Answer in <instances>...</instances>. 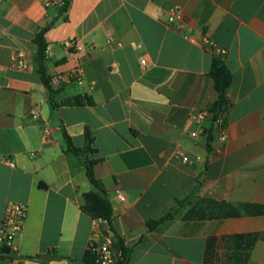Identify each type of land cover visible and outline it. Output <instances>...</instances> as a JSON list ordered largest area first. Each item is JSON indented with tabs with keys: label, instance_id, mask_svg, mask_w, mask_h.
Segmentation results:
<instances>
[{
	"label": "crops",
	"instance_id": "obj_1",
	"mask_svg": "<svg viewBox=\"0 0 264 264\" xmlns=\"http://www.w3.org/2000/svg\"><path fill=\"white\" fill-rule=\"evenodd\" d=\"M66 1L0 0V247L6 204L28 208L0 264H86L107 233L130 250L128 264H264V213L242 210L264 208V0ZM173 6L181 15L169 23ZM53 21L57 100L84 105L53 109L38 74L34 38ZM210 42L234 76L225 142L212 118L194 119L219 96ZM64 132L83 152L89 132L94 152L69 151ZM86 157L99 161L111 226L82 211ZM190 196L179 217L148 229ZM204 200L241 214L190 217Z\"/></svg>",
	"mask_w": 264,
	"mask_h": 264
},
{
	"label": "trees",
	"instance_id": "obj_2",
	"mask_svg": "<svg viewBox=\"0 0 264 264\" xmlns=\"http://www.w3.org/2000/svg\"><path fill=\"white\" fill-rule=\"evenodd\" d=\"M69 5L70 0H67L65 2L64 9L67 10ZM54 24L55 21L46 25L44 28L41 29L39 33H37L34 38V44L37 47L35 60L38 67V74L48 92L49 100L53 109H57L62 104L68 106L84 105L85 101L82 98L67 99L63 103H59L57 100V96L60 90L56 89L53 86L52 77L48 73L46 64L48 49L46 35L54 26ZM209 76L213 79L215 89L219 95L216 104L211 108V112L213 113L215 118L218 116H224V114L229 108L227 95L233 82V73L227 66V64L224 62V60L216 56L212 61ZM64 137L69 151L74 152L76 154H88L94 152V149L91 148L93 140L89 132H86V142L89 148L87 151L84 152L73 145L71 138L67 135L66 132H64ZM98 162V160H90L88 157L85 158L87 177L93 186V190L84 194V203L81 208L84 213L90 215L94 220H100L111 226L114 218V209L104 184L95 176L94 168ZM192 198L193 196H190L183 200H178L177 205L164 216L158 219L148 221V229L153 231L164 222L179 217L182 211L192 203ZM215 209L218 210L219 216L224 217L238 216L241 214V211L237 210L234 206L229 205L227 203H218L214 200H204L201 201L195 209H192L190 211L189 216L194 219H204L209 215L214 216ZM242 210L248 214L264 213V208L252 204L242 205ZM208 212L210 213L209 215ZM115 246L121 249L124 253V261L121 264H128L131 257V252L128 248L124 246L122 240L119 237H117L115 240ZM12 253V247L6 245H2L0 247V255L2 257L5 258L6 256H11ZM92 260V254L87 251L85 262L90 263L92 262Z\"/></svg>",
	"mask_w": 264,
	"mask_h": 264
},
{
	"label": "built area",
	"instance_id": "obj_3",
	"mask_svg": "<svg viewBox=\"0 0 264 264\" xmlns=\"http://www.w3.org/2000/svg\"><path fill=\"white\" fill-rule=\"evenodd\" d=\"M181 9L179 6H173L169 9V23H174L180 18ZM210 51L223 58L226 51L216 46L213 43L208 44ZM142 65L146 64L142 60ZM19 67H24L21 60L18 62ZM210 117L213 120L214 129L220 136V140L225 142L227 139V125L224 116L214 117L211 110L201 112L195 116L197 122H202L205 118ZM49 130H46L48 132ZM198 133H192V137L197 138ZM188 157L184 156L183 161L187 162ZM122 197V192H117ZM28 215L27 206L19 203L9 202L5 207V214L2 223L1 244L12 247L17 235L23 231L25 221ZM88 252L92 254V262L86 264H121L124 261V253L121 249L115 246V239L109 233L104 236V242L98 243L95 240L90 242Z\"/></svg>",
	"mask_w": 264,
	"mask_h": 264
}]
</instances>
